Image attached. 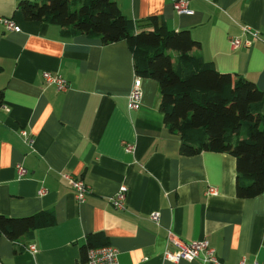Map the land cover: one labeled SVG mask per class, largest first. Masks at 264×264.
<instances>
[{
  "label": "crops",
  "instance_id": "1",
  "mask_svg": "<svg viewBox=\"0 0 264 264\" xmlns=\"http://www.w3.org/2000/svg\"><path fill=\"white\" fill-rule=\"evenodd\" d=\"M19 1L0 0V16L20 27L0 25V214L48 210L54 224L15 240L1 235V263L79 264L86 236L102 232L117 249L116 264H209L165 259L166 249L177 248L168 241L171 232L181 243L206 239L222 264H264V193L236 195L234 156L180 154V136L165 125L151 78L139 76L140 107L128 109L138 75L125 40L104 44L64 34L55 23L28 21ZM115 1L136 31L149 29L152 15L170 30H189L205 61L252 80L264 97V0H187L191 13H177L171 0ZM244 26L262 40L232 48L230 37L251 36ZM44 71L64 78L67 89L46 83ZM65 172L88 185L84 202L75 200ZM122 185L125 209L119 210L110 198ZM208 187L216 192L207 193Z\"/></svg>",
  "mask_w": 264,
  "mask_h": 264
},
{
  "label": "trees",
  "instance_id": "2",
  "mask_svg": "<svg viewBox=\"0 0 264 264\" xmlns=\"http://www.w3.org/2000/svg\"><path fill=\"white\" fill-rule=\"evenodd\" d=\"M17 9L28 21L58 24L64 34L99 37L104 44L125 40L136 75L158 84L159 108L168 130L180 136L179 153L228 152L235 158L236 195L264 193L263 93L252 80L205 61L189 30H170L152 15L145 24L150 28L136 31L115 0H20ZM2 102L1 89L0 107ZM52 224L48 210L22 217L0 214V236L15 240ZM85 241L84 254L106 244L102 232L88 234Z\"/></svg>",
  "mask_w": 264,
  "mask_h": 264
},
{
  "label": "built area",
  "instance_id": "3",
  "mask_svg": "<svg viewBox=\"0 0 264 264\" xmlns=\"http://www.w3.org/2000/svg\"><path fill=\"white\" fill-rule=\"evenodd\" d=\"M172 5L177 13H191L188 7L187 0H171ZM0 25H3L7 30L18 31L20 29L19 25L14 21V19L9 17L0 16ZM243 33L247 32L251 36L246 40H241L239 37H230V46L232 48H237L239 46L250 47L253 45L254 41L262 40L258 30L249 29L247 26L242 27ZM264 36V34H261ZM264 42V39L263 41ZM43 77L46 83L55 84L58 90H66L68 87V82L62 78L60 75L51 74L48 71L43 72ZM140 78L136 76L133 79L132 87L128 95L127 106L128 109L137 110L140 107L141 102V87ZM21 136L26 139V142H31L32 138L29 137L25 130L20 131ZM130 147H128V150ZM18 173L23 175L26 173V168L22 165H17ZM62 177L68 182L70 188L73 192L74 198L78 203L84 202L86 196L89 192L88 185L78 177L71 175L70 173H62ZM46 190L41 188L38 190L39 194H43ZM127 188L122 185L117 192L110 198V203L119 210L125 209V198H126ZM215 188L208 187L207 193H215ZM158 213H152L151 218L156 220ZM169 243L175 245L176 251H171L166 249L163 253V257L167 260L178 262L180 260H194L199 259L204 263L209 264H222L215 254L214 248H212L206 239L192 241L190 243H181L177 238H175L171 232H169ZM28 249L35 251L36 247L34 244H30ZM117 249L111 245L104 244L94 247H88L83 256V260L79 264H116L117 260ZM0 264L1 261H0ZM239 264H258L257 261L248 263L245 259H242Z\"/></svg>",
  "mask_w": 264,
  "mask_h": 264
}]
</instances>
